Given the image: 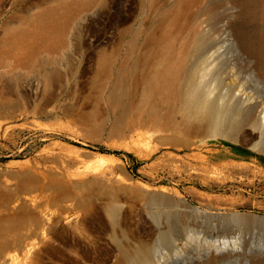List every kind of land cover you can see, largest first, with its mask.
<instances>
[{"label":"rangeland","instance_id":"rangeland-1","mask_svg":"<svg viewBox=\"0 0 264 264\" xmlns=\"http://www.w3.org/2000/svg\"><path fill=\"white\" fill-rule=\"evenodd\" d=\"M263 107L264 0H0V264L264 260Z\"/></svg>","mask_w":264,"mask_h":264},{"label":"bare ground","instance_id":"bare-ground-1","mask_svg":"<svg viewBox=\"0 0 264 264\" xmlns=\"http://www.w3.org/2000/svg\"><path fill=\"white\" fill-rule=\"evenodd\" d=\"M260 114L262 113V116L259 118V121H258V123H260L261 122V119L263 120V122H264V107L261 109V111L259 112ZM257 123V124H258ZM102 155V154H101ZM103 155H105V154H103ZM104 162V161H103ZM137 184H139V183H137ZM142 187H143V189H145V190H147V191H154V192H156L157 193V195L155 196V197H161V196H176L177 197V195L172 191V190H170V189H165V188H160V189H153V187H152V189H150L148 186H143V185H141ZM219 245H218V247H217V249L216 250H218L219 252H224V251H227V252H229L230 250H232V248H230V247H232V244H231V242L230 241H228V240H222L220 243H218ZM257 264H264V260H262V261H260V262H258Z\"/></svg>","mask_w":264,"mask_h":264},{"label":"water","instance_id":"water-1","mask_svg":"<svg viewBox=\"0 0 264 264\" xmlns=\"http://www.w3.org/2000/svg\"><path fill=\"white\" fill-rule=\"evenodd\" d=\"M146 193H147V195H148L149 197H155V196L157 195V193L154 192V191H147ZM262 217L264 218V216H262Z\"/></svg>","mask_w":264,"mask_h":264},{"label":"trees","instance_id":"trees-1","mask_svg":"<svg viewBox=\"0 0 264 264\" xmlns=\"http://www.w3.org/2000/svg\"><path fill=\"white\" fill-rule=\"evenodd\" d=\"M99 151H101V152H104L105 150H103V149H100ZM113 153H116V154H118L119 152H118V151H113Z\"/></svg>","mask_w":264,"mask_h":264}]
</instances>
